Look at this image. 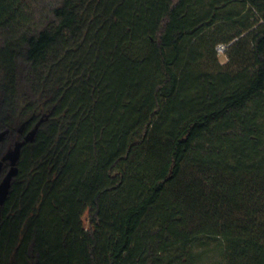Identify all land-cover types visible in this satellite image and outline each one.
Here are the masks:
<instances>
[{"label":"trees","instance_id":"trees-1","mask_svg":"<svg viewBox=\"0 0 264 264\" xmlns=\"http://www.w3.org/2000/svg\"><path fill=\"white\" fill-rule=\"evenodd\" d=\"M41 119L0 264H264V0H0V159Z\"/></svg>","mask_w":264,"mask_h":264},{"label":"water","instance_id":"water-1","mask_svg":"<svg viewBox=\"0 0 264 264\" xmlns=\"http://www.w3.org/2000/svg\"><path fill=\"white\" fill-rule=\"evenodd\" d=\"M46 119H48V117ZM44 121V119H41L36 124L35 128L26 134L24 142L18 143L13 150H11L5 157L0 159V207L5 204L11 190L12 181L18 175V161L21 154V148L23 147L24 143H30L34 141L38 129ZM8 134L9 130L0 131V144L5 141ZM7 161L10 162V168L6 175L1 179L4 164Z\"/></svg>","mask_w":264,"mask_h":264},{"label":"rangeland","instance_id":"rangeland-1","mask_svg":"<svg viewBox=\"0 0 264 264\" xmlns=\"http://www.w3.org/2000/svg\"><path fill=\"white\" fill-rule=\"evenodd\" d=\"M220 45L225 46L226 47V50L229 47V44L228 45L220 44ZM218 47H219V45L216 47V51H217V55H218L219 62L221 64H225L228 61L227 53H226V51L225 52H220L218 50ZM5 148L6 147L3 148V151H6ZM0 150H2V149H0ZM3 177L4 176H1V179ZM84 219H85V224L87 226V223H88V220L87 219H88V217L86 216ZM208 255H209V258L207 259L206 264H220L222 262V257L220 255H218L217 253H215L214 251L213 252H210Z\"/></svg>","mask_w":264,"mask_h":264},{"label":"built area","instance_id":"built-area-1","mask_svg":"<svg viewBox=\"0 0 264 264\" xmlns=\"http://www.w3.org/2000/svg\"><path fill=\"white\" fill-rule=\"evenodd\" d=\"M218 50L220 52H225L226 51V47L225 46H222V45H219Z\"/></svg>","mask_w":264,"mask_h":264},{"label":"flooded vegetation","instance_id":"flooded-vegetation-1","mask_svg":"<svg viewBox=\"0 0 264 264\" xmlns=\"http://www.w3.org/2000/svg\"><path fill=\"white\" fill-rule=\"evenodd\" d=\"M8 162V161H7ZM8 164L10 165V162H8ZM5 176V175H4Z\"/></svg>","mask_w":264,"mask_h":264}]
</instances>
